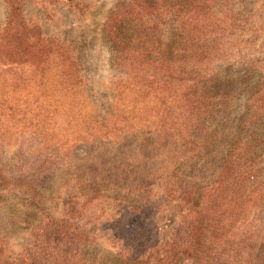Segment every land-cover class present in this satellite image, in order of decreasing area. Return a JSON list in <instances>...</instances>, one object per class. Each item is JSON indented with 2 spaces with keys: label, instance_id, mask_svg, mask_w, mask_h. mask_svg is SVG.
<instances>
[{
  "label": "rangeland",
  "instance_id": "1",
  "mask_svg": "<svg viewBox=\"0 0 264 264\" xmlns=\"http://www.w3.org/2000/svg\"><path fill=\"white\" fill-rule=\"evenodd\" d=\"M119 1L0 0V259L26 262L39 208L61 218L76 202L77 210L96 209L91 240L75 263L127 264L110 225L117 208L91 199L124 159L155 174L154 191L164 177L163 199L143 207L162 241L179 223L185 189H198L192 197L217 186L228 192L237 157L255 158L264 174V136L243 137L250 129L239 126L250 95L264 85V0H247L249 23L253 14L260 27L246 28L245 44L227 46L214 83L181 76L169 89L136 73L126 78L112 61L103 30ZM142 144L146 157L138 153ZM131 150L134 156H115ZM38 175L42 196L33 203L23 184ZM88 218H80V229Z\"/></svg>",
  "mask_w": 264,
  "mask_h": 264
},
{
  "label": "trees",
  "instance_id": "2",
  "mask_svg": "<svg viewBox=\"0 0 264 264\" xmlns=\"http://www.w3.org/2000/svg\"><path fill=\"white\" fill-rule=\"evenodd\" d=\"M246 6L247 0H120L110 10L103 34L112 61L126 78L136 73L143 82L168 89L174 86L172 80H181V76L187 81L198 77L214 83L219 75L214 64L227 58V46L245 44L241 38L246 28L257 31L260 27L255 26L253 14V23H249ZM182 106L189 103L182 102ZM189 110L199 112L192 105ZM262 120L264 85L252 92L239 120V126L250 129L243 137L256 141L264 136ZM140 147L139 155L146 157L144 144ZM134 155L131 150L115 156ZM125 161L104 176V192L91 199L117 208L110 225L114 246L127 264H264V174L255 158L231 159L228 192L217 186L192 197L195 186L185 189L177 198L183 203L179 223L167 241H162L157 227L144 218L143 208L163 199L164 177H158L160 184L154 191L155 182L150 178L155 174L140 163ZM41 178L29 177L23 184L31 191L33 203L42 196L35 190ZM131 193L140 198L130 197ZM66 207L63 217L57 218L41 206L33 254L26 262L0 259V264H76L82 246L91 240L88 226L96 208L82 205L77 210L76 202ZM88 212L86 230L84 226L80 229V218ZM30 258L34 261L29 262Z\"/></svg>",
  "mask_w": 264,
  "mask_h": 264
}]
</instances>
